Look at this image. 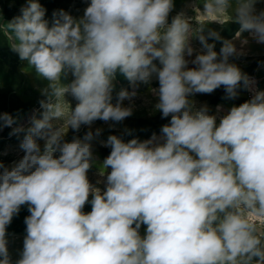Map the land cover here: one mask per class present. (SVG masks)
<instances>
[{"label": "clouds", "instance_id": "clouds-1", "mask_svg": "<svg viewBox=\"0 0 264 264\" xmlns=\"http://www.w3.org/2000/svg\"><path fill=\"white\" fill-rule=\"evenodd\" d=\"M258 2L194 7L208 23L238 24L231 40L203 34L205 23L193 29L184 12L169 20L174 0H90L81 17L60 9L51 24L39 0H26L20 15L0 20L10 50L47 82L29 127L0 113V129L25 133L23 156L0 162V264H13L7 228L22 206L29 215L15 264H264V224L251 218L264 220V90L231 62L245 55L243 33L264 44ZM209 39L222 42L219 52ZM118 75L131 91L121 88L113 102ZM153 79L154 111L170 120L144 141L99 140L111 149L102 189L88 178L93 141L103 132L91 125L114 127L130 117L137 89ZM221 87L226 100L240 90L252 95L215 113L191 98ZM82 126L89 129L82 137L65 138Z\"/></svg>", "mask_w": 264, "mask_h": 264}, {"label": "rangeland", "instance_id": "rangeland-1", "mask_svg": "<svg viewBox=\"0 0 264 264\" xmlns=\"http://www.w3.org/2000/svg\"><path fill=\"white\" fill-rule=\"evenodd\" d=\"M90 0H39V3L46 9L45 18L51 24L52 14L56 10L63 9L73 17L79 18L83 15L84 9L87 7ZM26 5V0H0V20L8 22L14 17L21 14V8ZM259 4L257 3L256 7ZM194 7L202 8L201 0H174V9L170 14L169 20L177 13L184 12L191 19L193 29L199 27V24H204L203 34L207 35L209 30H215L220 33L224 39H233L235 32L239 29L236 23H226L221 26L218 23H208L207 18L197 15ZM261 10V9H258ZM242 37L248 38V44L243 46L245 55L239 58H233L231 62L236 63L242 72L255 80L259 89L264 86V44L260 46L256 41L252 40L249 33L245 32ZM209 39V43H213ZM215 50L219 52L222 42L215 41ZM237 48L240 49V41H234ZM193 48L200 50L201 45L197 38L191 39ZM195 55V54H194ZM190 57L189 59H194ZM158 63V61L156 62ZM189 67L193 65L189 64ZM71 76H69V80ZM46 81L37 77L33 68H30L27 61H21L18 55L10 50L6 36L0 32V113H9L13 116H18V125L27 128L30 126V118L33 114L39 117L42 111L39 101L45 99L41 95L40 89L46 85ZM256 85V86H257ZM158 81L153 79L150 85L141 84L137 89L138 95L134 98L133 114L126 118L123 122L110 127V123L97 120L91 125V129H103L98 140L93 141V152L95 164L88 172V178L93 184H98L103 189V181L106 176H102L101 166L103 160L110 154L111 149L100 145L99 140H106L109 135H118L127 142L132 138H138L141 141L150 139L152 134L160 135L161 126L168 123L169 118H161L159 111H154L153 105L157 102V97L150 91V88H158ZM121 88H128L131 91L128 81L122 76H117L115 90L113 93V102H115V94ZM225 95L223 87L216 89L211 94H195L192 99L197 102V106L207 104L211 113H215L216 106L222 105L223 110L227 111L232 105H239L251 98L249 91L240 90V95L237 99H223ZM65 99L74 108L77 101L68 94ZM130 102L125 100V106ZM223 114V112L221 113ZM14 125L13 127H16ZM125 129L132 130L131 135L125 133ZM88 126H82L80 131L73 132L69 129L66 139L71 140L74 135L82 137L87 131ZM12 128L4 127L0 129V162L6 166L13 161L20 159L23 156V151L20 148V143L25 133L21 132L18 135H10ZM41 143H43L41 141ZM110 171V169H108ZM85 212L91 211V205L86 204ZM29 215L27 206H22L19 214L15 216L11 224L7 228L8 250L12 258L13 264L19 259L23 249V239L26 235L25 217ZM143 227L141 232L143 234Z\"/></svg>", "mask_w": 264, "mask_h": 264}, {"label": "crops", "instance_id": "crops-1", "mask_svg": "<svg viewBox=\"0 0 264 264\" xmlns=\"http://www.w3.org/2000/svg\"><path fill=\"white\" fill-rule=\"evenodd\" d=\"M258 4H259V5L257 6V9H261V10L264 9V0H260V2H258ZM258 44H259L260 46L263 45V44H261V43H258ZM261 89L264 90V86H262ZM259 225H261V224H259ZM259 225H258V226H259Z\"/></svg>", "mask_w": 264, "mask_h": 264}, {"label": "built area", "instance_id": "built-area-1", "mask_svg": "<svg viewBox=\"0 0 264 264\" xmlns=\"http://www.w3.org/2000/svg\"><path fill=\"white\" fill-rule=\"evenodd\" d=\"M255 81V80H254ZM257 84L255 83V87L257 88V89H259V87H258V85L256 86ZM260 90V89H259ZM253 220H257L259 223H258V225L259 224H264V220H262L261 218H258V217H255V216H252L251 217Z\"/></svg>", "mask_w": 264, "mask_h": 264}, {"label": "bare ground", "instance_id": "bare-ground-1", "mask_svg": "<svg viewBox=\"0 0 264 264\" xmlns=\"http://www.w3.org/2000/svg\"><path fill=\"white\" fill-rule=\"evenodd\" d=\"M204 18H206V17H204Z\"/></svg>", "mask_w": 264, "mask_h": 264}]
</instances>
